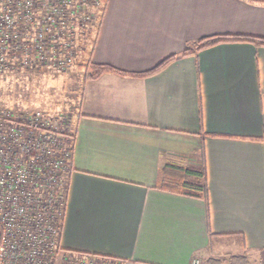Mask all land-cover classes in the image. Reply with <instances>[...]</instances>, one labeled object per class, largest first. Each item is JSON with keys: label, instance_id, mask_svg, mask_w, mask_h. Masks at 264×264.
Masks as SVG:
<instances>
[{"label": "crops", "instance_id": "1", "mask_svg": "<svg viewBox=\"0 0 264 264\" xmlns=\"http://www.w3.org/2000/svg\"><path fill=\"white\" fill-rule=\"evenodd\" d=\"M98 16L91 60L121 72L83 83L61 249L120 264H264V44L177 56L205 37L264 38V0H107ZM167 162L202 165L206 197L158 188Z\"/></svg>", "mask_w": 264, "mask_h": 264}, {"label": "built area", "instance_id": "2", "mask_svg": "<svg viewBox=\"0 0 264 264\" xmlns=\"http://www.w3.org/2000/svg\"><path fill=\"white\" fill-rule=\"evenodd\" d=\"M101 5L0 0V72L70 67L80 52L77 36H86L90 13L92 30ZM72 128L66 115L0 109V264H120L60 247Z\"/></svg>", "mask_w": 264, "mask_h": 264}, {"label": "rangeland", "instance_id": "3", "mask_svg": "<svg viewBox=\"0 0 264 264\" xmlns=\"http://www.w3.org/2000/svg\"><path fill=\"white\" fill-rule=\"evenodd\" d=\"M92 20L93 15L90 13L88 25L84 26L87 28V34L83 36L85 33H79L77 36L80 52L70 67L64 69L50 67L37 71L20 68L0 72V109L25 110L30 113L38 111L50 116L62 114L66 115L68 121L73 122L83 74V70L76 62L80 60L82 48L86 46L89 23Z\"/></svg>", "mask_w": 264, "mask_h": 264}, {"label": "trees", "instance_id": "4", "mask_svg": "<svg viewBox=\"0 0 264 264\" xmlns=\"http://www.w3.org/2000/svg\"><path fill=\"white\" fill-rule=\"evenodd\" d=\"M102 5L99 8V13L104 10V5L107 0H101ZM99 16L93 25L92 30L86 37V46L82 48V56L76 65L83 70L82 83L80 86V93L78 95V103L80 100L81 91L83 89V83L87 78H93L105 71L115 70L113 67L108 65H97L91 60L92 50L96 42V35L99 25ZM227 42H251L253 44H264V38H257L247 35H217L211 37H205L192 44L191 47L186 48L177 56H186L193 54L202 49L214 46L219 43ZM176 58V55H170L149 69L143 75H150L157 73L164 68L170 61ZM18 70V69H16ZM119 71V70H115ZM121 72V71H119ZM78 103L77 107L78 108ZM71 139V137L69 138ZM72 142V139H71ZM204 167L198 165H183L177 162H167L160 169L159 175L156 180V186L160 189L167 190L173 193H180L192 197H206V177ZM205 264H246L243 257L232 256L230 258H208Z\"/></svg>", "mask_w": 264, "mask_h": 264}]
</instances>
